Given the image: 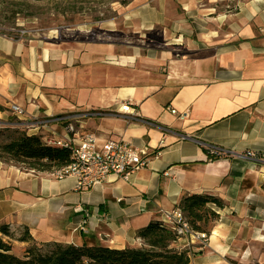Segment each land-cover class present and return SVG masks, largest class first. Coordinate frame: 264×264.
Segmentation results:
<instances>
[{
	"label": "crops",
	"instance_id": "crops-1",
	"mask_svg": "<svg viewBox=\"0 0 264 264\" xmlns=\"http://www.w3.org/2000/svg\"><path fill=\"white\" fill-rule=\"evenodd\" d=\"M113 10L89 36L0 34V115L11 105L29 118L92 112L76 133L158 156L127 181L81 192L71 176L0 161V225L43 247L140 248L136 232L161 211L208 195L224 206H210L207 246L182 238L174 248L200 252L189 264H264V0H122ZM201 144L225 154L209 159ZM12 243L22 257L27 244Z\"/></svg>",
	"mask_w": 264,
	"mask_h": 264
},
{
	"label": "trees",
	"instance_id": "trees-1",
	"mask_svg": "<svg viewBox=\"0 0 264 264\" xmlns=\"http://www.w3.org/2000/svg\"><path fill=\"white\" fill-rule=\"evenodd\" d=\"M0 161H10L40 172L59 170L70 161L68 148L49 146L40 136L24 131L0 128ZM224 206L222 200L201 194H183L175 208L196 232L208 233L218 215L210 208ZM0 234L11 241L26 243L24 255L18 257L11 244L0 238V264H189L190 258L200 254L190 249H177L175 232L160 220L150 221L136 232L140 248L110 249L99 245L74 246L55 243L43 247L35 242L27 230L18 237L0 225Z\"/></svg>",
	"mask_w": 264,
	"mask_h": 264
},
{
	"label": "built area",
	"instance_id": "built-area-1",
	"mask_svg": "<svg viewBox=\"0 0 264 264\" xmlns=\"http://www.w3.org/2000/svg\"><path fill=\"white\" fill-rule=\"evenodd\" d=\"M82 32L85 35L90 33L89 30ZM8 111L16 118V125L20 126L27 135L40 136L42 141L49 146L69 149V163L59 170L52 171V176L56 179L67 176L75 178V190L78 192L102 184L109 176L127 181L132 175L147 167L151 157L158 156V152L151 153L121 139H108L98 146L96 138L92 134L80 135L76 133L73 123L93 115L92 112L67 113L49 118H29L16 105H11ZM119 111L128 114L131 109L128 103H124L120 106ZM168 111L173 115L177 114L173 109ZM177 117L185 119L187 112L179 113ZM51 124L62 125L65 135L63 137L57 135L50 129ZM201 146L209 159L225 154L218 147L202 144ZM244 156L253 160L257 159V156L251 152H247ZM160 221L170 227L178 239L189 238V242L196 243L195 250L200 251L207 246L209 235L194 231L185 221L179 209L161 211Z\"/></svg>",
	"mask_w": 264,
	"mask_h": 264
},
{
	"label": "rangeland",
	"instance_id": "rangeland-1",
	"mask_svg": "<svg viewBox=\"0 0 264 264\" xmlns=\"http://www.w3.org/2000/svg\"><path fill=\"white\" fill-rule=\"evenodd\" d=\"M117 1L122 0H0V34L32 41L49 40L59 32L73 29L85 35L83 30L90 31L88 27L112 16ZM7 112L0 115V128L22 131L16 118ZM12 242H8L11 252L18 254L19 249L14 250Z\"/></svg>",
	"mask_w": 264,
	"mask_h": 264
}]
</instances>
